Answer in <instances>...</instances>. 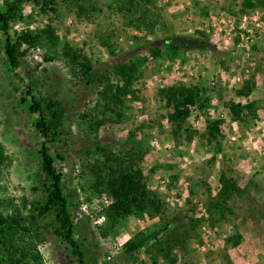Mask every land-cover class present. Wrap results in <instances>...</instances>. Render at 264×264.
Segmentation results:
<instances>
[{
    "label": "rangeland",
    "instance_id": "obj_1",
    "mask_svg": "<svg viewBox=\"0 0 264 264\" xmlns=\"http://www.w3.org/2000/svg\"><path fill=\"white\" fill-rule=\"evenodd\" d=\"M52 1L56 13L47 8L42 14L36 0L24 3L22 14L30 16L27 26H52L61 44L68 42L91 59L96 77L111 73L119 64L136 61L141 74L134 86L138 98L127 99L121 121L83 125L80 116L91 111L97 84L87 85L85 80L76 79L60 60L44 62L39 50L32 51L18 68L9 69L0 34V144L8 159L0 169V201L13 200L21 206L36 194L41 195L44 178L36 152L42 139L34 128L36 115H30L27 105L21 102L31 89L34 96L50 95L60 101L66 111L61 137L48 148L64 158L63 162L56 161L55 167L63 175L76 227L74 236L84 240L86 264H126L121 246L158 224L157 219L146 216L130 218L119 235L102 238L99 228L109 199L91 190L89 194L95 195L87 201L88 192L81 190V186H89L87 179L80 177L86 152L99 145L113 152L126 149L130 133L138 134L149 149L140 168L148 187L163 199L165 219L171 223L168 234L159 237L150 255L144 251L136 255L139 261L152 264L154 257L160 264H171L170 259L172 264H231L226 259L234 256L239 260L237 264H264V36L252 46L243 39L247 34L238 22L243 16L249 18L247 26L258 37L264 27V0L261 7L243 13L244 0H152L147 8L157 21L149 30L134 29L128 22L130 17L120 13L113 0H81L85 1L81 6L90 12L85 16L74 5L78 0ZM203 10L207 12L204 16ZM220 14L236 19L229 42L217 32L215 19ZM256 24H260L258 28ZM24 28L26 24L21 22L11 24V32ZM198 32L210 41L208 51L180 52L174 58L162 48V57L153 55L162 40L195 36ZM100 38L107 42L105 47ZM248 80H254L256 88L244 98L240 92ZM179 82L199 86L206 101L202 111L192 109L187 121V127L195 132L192 140L176 144L169 137V110L156 97L161 88ZM252 101L257 105V119H250L246 113L235 122L230 119L231 104L244 106ZM221 119L222 151L216 154L202 134L208 121ZM222 172L241 189L246 188V193L233 196L226 203L229 211L220 218L217 211H212L211 217L207 208L217 197ZM236 234L245 245L237 250L226 247V239ZM45 235V242L38 247L41 264H78L51 230ZM166 244L172 247L169 260L159 253Z\"/></svg>",
    "mask_w": 264,
    "mask_h": 264
},
{
    "label": "trees",
    "instance_id": "obj_2",
    "mask_svg": "<svg viewBox=\"0 0 264 264\" xmlns=\"http://www.w3.org/2000/svg\"><path fill=\"white\" fill-rule=\"evenodd\" d=\"M29 0H1L0 4V34L3 37V53L9 69H16L21 61L32 51H41L44 62L60 60L79 80H85L87 85L97 84L96 100L89 113H83L80 121L83 125H105L124 119L127 99L136 101L139 91L135 84L140 78V71L136 61L119 64L111 73L96 77L93 65L82 49L73 47L68 42L60 43L56 30L46 25L42 29H30L27 19L30 17L22 14V5ZM118 5L120 13L125 12L130 18L129 24L136 30L152 29L156 25V18L151 15L147 5L152 0H113ZM40 3L41 13L46 14L48 9L56 13L52 8L55 3L52 0H36ZM72 3V2H71ZM81 0L74 5L81 15H89L88 8L81 6ZM87 3V2H86ZM262 0L252 3V0H244L242 13L261 7ZM90 7V6H89ZM91 10V8H90ZM203 16L206 10L202 11ZM28 17V18H27ZM26 24V28L11 32V24ZM101 45L106 46L102 38ZM106 43V44H105ZM170 57H177L185 51H208L210 41L203 33L195 36L177 35L162 40L158 48L153 52L156 58L162 57L161 49ZM256 84L254 80L245 81L240 95L248 98ZM156 99L168 111L170 125L169 137L176 143L184 140L189 143L192 140V128L187 127V121L192 115V109L201 110L206 101L199 86H186L179 82L171 86L161 88ZM21 102L27 105L28 113L36 115L34 128L42 142L36 152L39 168L43 174L41 195L30 202H22L21 206L13 200L0 201V264H41L42 257L38 247L46 240L45 231L51 230L53 235L67 245V250L76 259L78 264H86L82 250L84 240L75 238V224L69 210L68 196L62 183V173L55 167L56 161L63 162L64 158L59 153H51L48 144H54L60 139L65 119V108L62 103L50 95L34 96L32 90H28ZM132 101V100H131ZM256 102H248L229 107L230 119L239 120L246 113L250 119H257ZM247 111V112H246ZM224 120L208 121L202 138L213 148L214 153H221V131ZM125 146L117 152L104 146H96L94 151H87L88 157L80 164L82 172L80 177L87 179L89 186H81L82 191H94L95 194L105 195L109 199L105 207L103 225L99 228L102 238L116 237L120 233L123 224L130 218L157 219L158 224L150 230L139 232L127 240L121 246V255L126 264H146L136 257L141 251L151 253L155 243L160 242V236L168 234L170 222L165 219L166 205L157 192L151 190L140 168V164L149 152L146 143L138 139V134L128 136ZM93 156V157H91ZM8 159L0 144V169L4 167ZM219 191L217 197L208 205V214L212 217V211L219 213V218L228 212L226 203L233 196L241 197L246 193V188L241 189L234 184L226 173H220L218 177ZM37 189H34L36 192ZM89 194L86 198L90 201L95 195ZM49 220L48 222H45ZM242 241L239 234L226 239V247H236ZM162 247L159 250L161 257L170 259L172 247ZM228 261V262H227ZM170 263L173 261L170 259ZM226 263H230L229 258ZM152 264H160L153 257Z\"/></svg>",
    "mask_w": 264,
    "mask_h": 264
},
{
    "label": "built area",
    "instance_id": "obj_3",
    "mask_svg": "<svg viewBox=\"0 0 264 264\" xmlns=\"http://www.w3.org/2000/svg\"><path fill=\"white\" fill-rule=\"evenodd\" d=\"M248 19L249 18H247L246 16H243L242 18H240V20L238 21L239 22V24H240V26L242 27V29H244L245 30V32H246V36L247 37H245V36H243V39L244 38H246V40L245 41H248V42H250V44L253 46V45H255L256 46V40H259L260 39V37L262 36H264V27L263 28H261V30H259L260 31V33H259V36L258 37H255L254 35H253V31H252V29H250V28H248V26H247V23H248ZM262 21H264V19L262 20ZM236 23V19L235 18H224L223 16H222V14H220V15H217V17H216V19H215V24H216V27H217V32L219 33V34H221L222 36H223V38L224 39H226L228 42L229 41H231L232 40V38H233V25ZM259 25L260 24H256L255 25V27H259ZM263 32V33H262ZM258 35V34H257ZM246 44V43H245ZM241 46H242V43H241V45H239V47L241 48ZM242 49V48H241ZM246 49V51H250V48H245ZM236 81L237 82H241V78H240V76H236ZM213 85H214V83H213Z\"/></svg>",
    "mask_w": 264,
    "mask_h": 264
},
{
    "label": "crops",
    "instance_id": "obj_4",
    "mask_svg": "<svg viewBox=\"0 0 264 264\" xmlns=\"http://www.w3.org/2000/svg\"><path fill=\"white\" fill-rule=\"evenodd\" d=\"M243 245H245V242H242L241 241L238 246L234 247V249H236V248H242ZM229 261H230L231 264H237L239 260H237V258L234 257V256H229ZM248 261L250 262V260H248Z\"/></svg>",
    "mask_w": 264,
    "mask_h": 264
}]
</instances>
